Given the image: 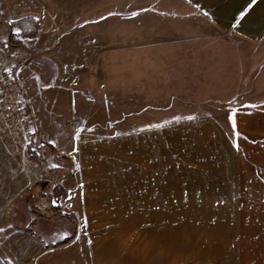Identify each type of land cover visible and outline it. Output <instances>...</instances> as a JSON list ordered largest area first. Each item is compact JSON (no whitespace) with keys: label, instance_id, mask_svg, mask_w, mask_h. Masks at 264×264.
<instances>
[{"label":"crops","instance_id":"crops-1","mask_svg":"<svg viewBox=\"0 0 264 264\" xmlns=\"http://www.w3.org/2000/svg\"><path fill=\"white\" fill-rule=\"evenodd\" d=\"M183 3L187 15L200 16L223 32L182 39L224 41V74L230 63L238 73L232 87L239 89L248 80L253 88L264 87V0ZM39 33L23 45L37 41ZM22 49L25 59L35 58L26 45L14 52ZM184 55L214 59L216 53L193 48ZM208 61L202 67L212 64ZM233 118V134L211 116L174 119L165 114L158 122L129 123L109 135L83 137L80 132L69 145L67 132L52 143L35 120L32 138L39 146L33 154L50 152L54 163L46 177L28 182L26 192L22 158L0 140V264L189 263L184 220L177 219L185 217L236 218L222 228L224 251L214 253V264H264V99L238 107ZM28 200L34 201L35 216H25L26 227L14 225L15 209H26ZM63 215L73 218L69 236L67 231L48 245L28 240L35 237L32 229L38 233L43 222ZM192 241L196 263L202 255L199 238ZM76 244L85 248L82 258H45ZM204 256L209 257L206 251Z\"/></svg>","mask_w":264,"mask_h":264},{"label":"rangeland","instance_id":"rangeland-1","mask_svg":"<svg viewBox=\"0 0 264 264\" xmlns=\"http://www.w3.org/2000/svg\"><path fill=\"white\" fill-rule=\"evenodd\" d=\"M186 11L183 0H0V52L27 92L28 97L21 90L41 134L52 143L62 140L66 132L69 145L80 132L83 137L109 135L129 123L158 122L165 114L174 119L211 116L233 134L230 117L247 102L264 99V87L253 88L251 80L239 89L232 87L238 73L230 63V72L225 73L228 88H224V41L182 39L223 30ZM27 16L35 17L41 30L37 41L24 44L35 57L29 61L23 49L9 52L5 36V24ZM193 48L213 50L216 56L184 55ZM208 60L212 64L202 67ZM201 68L208 71L199 72ZM0 140L12 153L1 135ZM21 158L26 192L30 182L48 175L54 158L44 151L38 158ZM33 205L32 200L26 209L16 208L12 223L26 227L25 216H35ZM72 219L63 215L43 222L41 231L32 229L35 237L27 238L36 244H52L67 231L70 235ZM177 219L184 220L185 255L190 264H214V253L224 251V224L236 223V218L224 217ZM194 228L200 231L193 232ZM193 238H199L197 248L202 254L196 263ZM82 252L85 248L76 244L45 258L76 260Z\"/></svg>","mask_w":264,"mask_h":264},{"label":"built area","instance_id":"built-area-1","mask_svg":"<svg viewBox=\"0 0 264 264\" xmlns=\"http://www.w3.org/2000/svg\"><path fill=\"white\" fill-rule=\"evenodd\" d=\"M33 128V118L25 97L0 52V135L13 154L30 158Z\"/></svg>","mask_w":264,"mask_h":264},{"label":"trees","instance_id":"trees-1","mask_svg":"<svg viewBox=\"0 0 264 264\" xmlns=\"http://www.w3.org/2000/svg\"><path fill=\"white\" fill-rule=\"evenodd\" d=\"M8 31L7 35V45L10 53L24 47L21 40L33 41L40 29V22L33 16H27L11 23L5 24ZM18 30V33L14 30ZM39 146L38 140L35 137L32 138L30 148H29V157L35 158L33 154L34 149H37ZM65 244V243H64Z\"/></svg>","mask_w":264,"mask_h":264},{"label":"snow or ice","instance_id":"snow-or-ice-1","mask_svg":"<svg viewBox=\"0 0 264 264\" xmlns=\"http://www.w3.org/2000/svg\"><path fill=\"white\" fill-rule=\"evenodd\" d=\"M253 3H255V0H252ZM254 107V106H253ZM193 117H188V119H192ZM230 119H233V130L235 132V128H236V125H235V122H234V118L230 117Z\"/></svg>","mask_w":264,"mask_h":264},{"label":"water","instance_id":"water-1","mask_svg":"<svg viewBox=\"0 0 264 264\" xmlns=\"http://www.w3.org/2000/svg\"><path fill=\"white\" fill-rule=\"evenodd\" d=\"M71 173H72V171H71ZM27 204L30 205V200L27 201ZM75 239H76V238H75Z\"/></svg>","mask_w":264,"mask_h":264}]
</instances>
